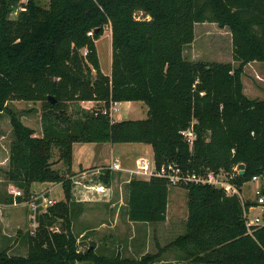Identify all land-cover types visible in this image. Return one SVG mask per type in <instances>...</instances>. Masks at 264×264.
<instances>
[{
    "label": "trees",
    "instance_id": "1",
    "mask_svg": "<svg viewBox=\"0 0 264 264\" xmlns=\"http://www.w3.org/2000/svg\"><path fill=\"white\" fill-rule=\"evenodd\" d=\"M205 22L228 28L232 61L184 57L195 24ZM108 25L111 70L104 74L95 41ZM251 61L264 62V0H0V114L8 115L12 132L6 181L23 193L16 202L30 199L34 182L60 183L64 191L63 200L37 214L34 233L23 235L26 253L2 249L0 264H156L160 251L134 259L79 250L71 228L73 143L147 144L156 167L173 163L199 175L230 173L243 163L244 173L231 179L241 188L264 176V100L248 97L241 79ZM15 100L41 103V135L9 107ZM85 101L102 102L106 111L141 101L147 113L115 121L101 108L77 104ZM192 122L190 149L180 131ZM54 150L63 173L53 167ZM113 177L106 171L101 180L110 184ZM124 184L130 221L166 220L167 179L131 177ZM179 187L186 190L187 218L167 246L197 264L264 262V227L254 237L246 233L236 196L209 184Z\"/></svg>",
    "mask_w": 264,
    "mask_h": 264
},
{
    "label": "rangeland",
    "instance_id": "2",
    "mask_svg": "<svg viewBox=\"0 0 264 264\" xmlns=\"http://www.w3.org/2000/svg\"><path fill=\"white\" fill-rule=\"evenodd\" d=\"M41 4H47V0H40ZM15 14H10V17H14ZM195 40L194 42L189 45L185 46L184 49V57L188 60H202V61H222V62H229L232 61V43H231V35L227 27L220 28L216 23H197L195 25ZM109 29L104 28V33L102 36H100L95 41V46L98 54V59L100 62V67L103 70L104 73H109L111 70V41H110V35H109ZM246 79L244 78V81ZM140 104L134 105V106H123L126 110L132 111L129 115H123V119H143L146 117V112L143 111L144 107L146 105L142 102H139ZM79 107L82 109H86L87 105L89 104H82L77 103ZM9 107L17 112H21L25 118V122L29 124L30 126L36 128V130L39 132L41 130L40 127V109H41V103L40 102H30V101H22V100H15L14 102H10ZM142 105L143 108H141ZM76 105H73V107ZM93 107V106H92ZM120 105H117V111H120ZM88 108V107H87ZM111 111V110H110ZM23 122V121H22ZM24 123V122H23ZM12 138V132H11V126L8 121V115L6 113L0 114V201H3L6 195L12 194L9 190L10 187H8V182L6 181V170L8 168V148L9 143ZM132 145V146H131ZM135 143H116L114 145L113 151H112V157L120 158L121 156H128L131 159L133 156H135L137 153L138 155H145L148 156L151 160H153V151L150 145L147 144H141L142 148H135ZM90 147H96L95 144ZM109 153V151L107 152ZM53 167L58 169L61 173L65 172V166L61 161L58 160V153L57 150H54L53 157ZM127 168V167H126ZM129 175V174H127ZM126 175V176H127ZM130 177V176H129ZM125 180L123 177L121 180H113L112 181V188H113V196L111 199L106 202L104 201H98V202H104L107 203L109 206L108 208L113 209L117 213V208L120 210L118 211L121 218L122 216V206L125 203V194L123 195V191H120L119 185L121 184V181ZM52 188L49 191V197L51 199H55L56 201L63 200L64 199V191L63 187L60 183H53V182H34L31 185V192L32 195L34 193H42L45 191L44 189L46 187ZM12 188L19 189L16 186H13ZM186 190L181 187H175L170 186L168 189V209H169V215H168V222L165 224L163 223H150L148 225V231L150 232V243L152 246V249L155 251L156 242L162 243V246L158 247V251L163 252L164 250L168 251H175L178 253V255H181L180 251L173 246H167L171 240H173L177 235L182 233L184 231L185 226V220L187 218V195ZM244 196L250 195L248 185L244 187ZM48 197V196H47ZM176 197V203L178 206H174L173 198ZM29 201V200H27ZM24 202V201H23ZM23 207L20 209H25L26 205L27 209L25 211L27 220L25 222V226L18 227V224L13 225H7L5 223V214H4V205L2 206L0 210V234H12L15 232V235L18 237L22 236V240L25 241V238L23 239V235H26L31 230V219H30V206L29 203L24 202ZM113 206H110L112 205ZM173 203V205H172ZM1 204V203H0ZM13 204V203H12ZM19 202H16L15 206H19ZM172 207H176V213L175 208L173 210ZM113 211V212H114ZM83 218H80L81 221H86L90 227L94 228L95 225L98 226L97 223V217L94 215V212L92 210H87L86 214L82 216ZM118 222L117 228L118 233L120 234L118 237L119 240V248L122 244V239L124 236L128 234L131 227H127L126 223L124 222V219H121ZM99 219V218H98ZM18 223V222H17ZM82 223V222H81ZM80 223V224H81ZM79 224V220L77 221V225ZM57 229V227H55ZM17 232V234H16ZM4 234V235H5ZM15 238H13V241ZM88 243V242H87ZM86 242H81L80 244V250H85L89 246ZM160 245V244H157ZM164 247V248H163ZM160 248H163L160 250ZM93 249V248H92ZM159 252V253H160ZM189 263L186 264H197L193 261H188Z\"/></svg>",
    "mask_w": 264,
    "mask_h": 264
},
{
    "label": "crops",
    "instance_id": "3",
    "mask_svg": "<svg viewBox=\"0 0 264 264\" xmlns=\"http://www.w3.org/2000/svg\"><path fill=\"white\" fill-rule=\"evenodd\" d=\"M20 3H24L26 0H19ZM15 14V13H14ZM15 17V16H14ZM196 25V24H195ZM195 31V30H194ZM110 35V41H111V30L109 31ZM195 40V38H194ZM194 40L186 45H191ZM102 70V69H101ZM103 72V70H102ZM104 73V72H103ZM104 74H110L104 73ZM244 78L246 79L244 81ZM242 83H243V91L244 93L250 97V98H258L264 100V62L262 61H251L248 62L244 68L241 75ZM14 102V101H12ZM141 101H123V102H116L111 107L110 110L113 114V119L115 121L122 120L123 115H129L132 113V111L126 110L123 108V106H134L140 104ZM82 104H89L87 105L86 109L88 110H96V109H102L103 103L99 101H85L80 102ZM143 103V102H142ZM117 105H120L121 109L120 111H117ZM93 106V107H92ZM142 107V105H139ZM144 112L147 113V107H144ZM25 116L22 114L21 120L24 122L25 125L30 126L27 124L24 120ZM9 121V120H8ZM35 130V135H41V130L38 132L36 128L30 126ZM135 142H130V144ZM92 145L96 147H90L89 145ZM141 144L143 143H135V148H142ZM115 144L110 143H96V142H75L72 146V162H71V170L76 174L80 171L86 170V169H93L98 166L104 165L106 163L111 162L113 159L112 157V151ZM132 146V145H131ZM109 151V153H107ZM139 156L138 153L133 156L131 159L128 156H121L118 159L124 167L127 168H133L135 158ZM114 175L113 180H121L123 177L126 179H129V175H127L126 172H112ZM127 175V176H126ZM122 182V181H121ZM14 185L8 183V187H13ZM179 187V186H175ZM52 188L46 187L44 190L47 191L46 195L49 197V191ZM121 188L123 191V195H126L125 191V184H121ZM182 188V187H181ZM186 192V191H185ZM113 196V195H112ZM17 197L13 196L12 194L6 195L3 201H0L2 205H4V214H5V223L7 225H13L18 224V227L25 226V222L27 220L26 217V205L25 209H20L23 207L22 202H19V206H15L12 204V202H5V199H12V201L16 200ZM51 199V198H50ZM176 197L173 198L174 206H178L176 203ZM55 200V199H54ZM56 201V200H55ZM24 203V202H23ZM172 203V205H173ZM112 204V203H111ZM110 206H113L110 205ZM124 204L122 206V213L124 216L121 218L118 211L120 210L117 208V213L113 210L108 208L109 206L107 203L104 202H98V201H91V202H74L72 203V232L76 235L77 241L79 243L82 242H88V248H93V251L101 256L106 257H114L116 255H120L122 257L127 258H140L143 254L150 252L155 253L158 252V247L162 246V243L156 242L155 251L152 249L151 243H150V232L148 231V225L149 222H135L130 221L127 218V215L125 213ZM168 196H167V209H166V220L164 222H160L165 224L168 222V215H169V209H168ZM173 210L176 207H172ZM87 210H92L94 212V215L97 217V225L95 227L91 228L90 225L84 220L81 221L80 218H83L82 216L86 214ZM114 211V212H113ZM99 218V219H98ZM124 219V222L126 223V226L129 228L131 227L130 231L122 240L121 247L119 248V240L118 237L120 234L118 233V222L119 220ZM79 220V224L77 225V221ZM18 222V223H17ZM3 233L0 234V250L7 249L8 253L11 254H22L24 255L27 250V246L22 240V236L18 237L15 235V232L11 235ZM17 234V232H16ZM13 238L15 240L13 241ZM160 244V245H157ZM80 250V247H79ZM189 263L188 261H185L181 258V255H178L177 252L171 250H164L163 252L159 253V260L156 264H186ZM74 264H94L89 261H80L75 262Z\"/></svg>",
    "mask_w": 264,
    "mask_h": 264
},
{
    "label": "built area",
    "instance_id": "4",
    "mask_svg": "<svg viewBox=\"0 0 264 264\" xmlns=\"http://www.w3.org/2000/svg\"><path fill=\"white\" fill-rule=\"evenodd\" d=\"M106 28L110 30L109 25L106 26ZM88 34L92 35V31L88 32ZM83 54H86V51H84ZM101 112L103 114H109V116L113 119V114L110 110L106 111V109H102ZM180 133L191 149L195 139L193 122L187 128L181 130ZM106 171L126 172L129 174L130 178L137 177L140 179H149L153 176L162 177L167 179L170 186H179L181 184L194 182L218 187L222 189L227 196H236L239 199L242 206V217L247 234L254 237L255 231L264 227V195L261 193V185L264 181V176H253L248 182L244 183L241 188H239L231 181V179L239 174L237 166L233 167V170L230 173L220 170L218 172L209 171L206 174L199 175L183 171L178 165L173 163L163 164L160 167H156L154 160H151L145 155H139L135 158L133 168L124 167L118 159L114 158L109 163L93 169L80 171L71 176V200L74 202L104 200L108 202L113 195V188L112 182L110 184H106L101 180V177ZM129 179L123 180L121 184L127 182ZM121 184L118 187L120 188V191L122 190ZM247 185L250 195L244 196L243 190ZM9 190L15 197L23 195L20 189L10 187ZM46 193L47 191L34 193L30 197L29 201H24L29 203L31 210V234L34 233L38 225L37 214L44 211L47 206L56 202L55 200L48 198ZM247 201H250L249 205H246ZM12 203L15 205L16 201L14 200ZM2 206L3 205L0 204V210ZM261 247L264 251V244L261 245ZM240 264H264V262Z\"/></svg>",
    "mask_w": 264,
    "mask_h": 264
},
{
    "label": "water",
    "instance_id": "5",
    "mask_svg": "<svg viewBox=\"0 0 264 264\" xmlns=\"http://www.w3.org/2000/svg\"><path fill=\"white\" fill-rule=\"evenodd\" d=\"M53 101V100H52ZM237 168L239 169V173L243 174L244 173V164L243 163H239L237 165Z\"/></svg>",
    "mask_w": 264,
    "mask_h": 264
}]
</instances>
